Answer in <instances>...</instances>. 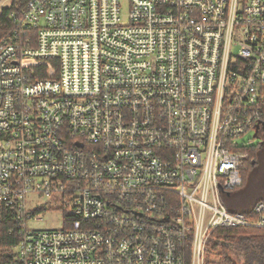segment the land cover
<instances>
[{
	"label": "built area",
	"instance_id": "2783aa9c",
	"mask_svg": "<svg viewBox=\"0 0 264 264\" xmlns=\"http://www.w3.org/2000/svg\"><path fill=\"white\" fill-rule=\"evenodd\" d=\"M11 18L9 264H205L217 229H264V199L232 207L239 139L264 136V0H27ZM57 209L61 227H28Z\"/></svg>",
	"mask_w": 264,
	"mask_h": 264
},
{
	"label": "trees",
	"instance_id": "16d2710c",
	"mask_svg": "<svg viewBox=\"0 0 264 264\" xmlns=\"http://www.w3.org/2000/svg\"><path fill=\"white\" fill-rule=\"evenodd\" d=\"M27 0H11L10 5L0 9V38L7 31L14 27L12 14L20 15ZM241 151L247 153V157L240 162L239 172L242 178L243 188L247 183L255 181L256 173L261 167H264V148L255 145H242ZM260 181L255 182V189L249 196V200L241 195L240 202L251 206L256 201L264 199V175L259 177ZM231 208V204L230 207ZM7 224L0 226V264H9L11 262L10 249L12 247V238L9 237ZM211 243L208 245L205 264H264V229L246 228V229H217L211 237ZM230 245H240L246 250V260L236 262L230 256Z\"/></svg>",
	"mask_w": 264,
	"mask_h": 264
},
{
	"label": "rangeland",
	"instance_id": "374dc122",
	"mask_svg": "<svg viewBox=\"0 0 264 264\" xmlns=\"http://www.w3.org/2000/svg\"><path fill=\"white\" fill-rule=\"evenodd\" d=\"M11 0H0V9L10 5ZM239 141H243L246 145H255L262 146L264 148V136L259 134V131L256 129L250 130L243 137L239 139ZM255 181L253 183L249 182L243 188H237L236 191L233 192V195L236 198L237 204H234L232 207L237 208V210L244 209L248 205H243L240 202V196L242 195L246 201L249 200V196L252 194V191L255 189V182L260 181L259 177L264 175V167L262 166L260 170L256 173ZM45 198H40L38 201H44ZM36 205V203H35ZM34 205V206H35ZM43 213V212H42ZM62 226V212L57 209L53 212L43 213L42 220L36 222L28 223V227L33 228H58ZM246 250L242 248L240 245H230V256L236 262L243 263L246 260L245 256ZM216 264H220V262L216 261Z\"/></svg>",
	"mask_w": 264,
	"mask_h": 264
}]
</instances>
